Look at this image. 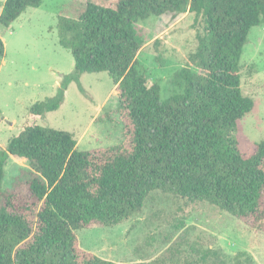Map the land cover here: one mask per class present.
Masks as SVG:
<instances>
[{
	"label": "trees",
	"instance_id": "obj_1",
	"mask_svg": "<svg viewBox=\"0 0 264 264\" xmlns=\"http://www.w3.org/2000/svg\"><path fill=\"white\" fill-rule=\"evenodd\" d=\"M40 3L0 2V27ZM71 9L58 15L57 35L73 72L53 96L30 105L16 135L0 147V264H132L82 249L76 230L117 224L141 212L153 192L261 219L264 139L251 142L242 133L254 102L241 91L239 61L251 27L264 23V0H71ZM185 12L197 24V44L177 73L181 91L162 98L160 85L138 67L143 40L135 24ZM100 71L115 84L122 141L79 150L71 132L37 120L59 108L71 80L80 87L82 73ZM11 156L26 166L5 189ZM210 253L137 264H206Z\"/></svg>",
	"mask_w": 264,
	"mask_h": 264
},
{
	"label": "rangeland",
	"instance_id": "obj_2",
	"mask_svg": "<svg viewBox=\"0 0 264 264\" xmlns=\"http://www.w3.org/2000/svg\"><path fill=\"white\" fill-rule=\"evenodd\" d=\"M68 11L71 0H41L9 27H0V147L16 135L30 105L53 96L63 77L73 72V57L57 35L58 15ZM135 25L143 40L137 54L140 70L160 85L162 98L181 91L177 73L197 44L193 14L153 16ZM239 67L241 91L254 102L241 119L242 133L258 142L264 139V23L251 27ZM79 83L83 89L71 80L59 108L38 123L71 132L79 150L119 144L123 124L112 79L106 71L85 72ZM25 166L22 159H8L5 189L16 184ZM76 235L82 249L115 262L191 260L209 250L215 254L206 264H264V216L240 219L208 202L170 193L153 192L141 212L110 226L91 224Z\"/></svg>",
	"mask_w": 264,
	"mask_h": 264
}]
</instances>
